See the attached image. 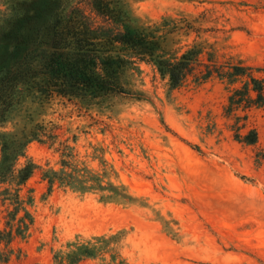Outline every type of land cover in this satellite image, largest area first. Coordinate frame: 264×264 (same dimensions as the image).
Segmentation results:
<instances>
[{
  "label": "rangeland",
  "instance_id": "obj_1",
  "mask_svg": "<svg viewBox=\"0 0 264 264\" xmlns=\"http://www.w3.org/2000/svg\"><path fill=\"white\" fill-rule=\"evenodd\" d=\"M127 1L167 51L180 54L203 44L205 62L210 53L221 64L251 66L264 78V0ZM75 3L101 23L89 0ZM137 66L122 74L125 92L98 104L60 96L47 104L41 119L59 142L27 147L40 165L21 190L33 197L34 221L26 238H14L7 264H53L54 252L69 241L116 233L126 264H264V160L257 156L264 152V106L249 113L259 140L248 145L230 130L225 82L192 75L171 89L153 65ZM64 140L91 168L101 171V159L113 165L135 201L105 202L61 187L48 193L43 169L59 167ZM8 218L0 201V229Z\"/></svg>",
  "mask_w": 264,
  "mask_h": 264
},
{
  "label": "trees",
  "instance_id": "obj_2",
  "mask_svg": "<svg viewBox=\"0 0 264 264\" xmlns=\"http://www.w3.org/2000/svg\"><path fill=\"white\" fill-rule=\"evenodd\" d=\"M75 1L82 0H0V201L9 217L0 229V264L10 261L14 238H26L34 221L33 197L22 196L21 190L40 165L28 156L27 147L33 141L51 146L59 142V135L41 119L55 96L87 107L98 104L125 92L122 74L138 70V61H144L168 79L171 89L180 88L192 75L225 82L230 88L225 115L232 120L234 138L248 145L259 140L257 128L248 121L252 109L264 106V78L255 75L253 67L221 64L210 53L205 62L203 44L180 54L167 51L157 31L138 22L127 0H89L99 24ZM12 121V131L2 130ZM60 144L59 167L42 173L48 193L61 187L98 194L105 202L135 201L107 160L101 159L103 167L97 171L78 159L69 140ZM257 156L264 160L263 151ZM120 238L116 233L69 241L54 252L53 264L88 259L126 264Z\"/></svg>",
  "mask_w": 264,
  "mask_h": 264
}]
</instances>
